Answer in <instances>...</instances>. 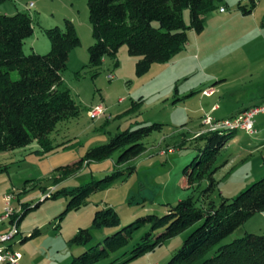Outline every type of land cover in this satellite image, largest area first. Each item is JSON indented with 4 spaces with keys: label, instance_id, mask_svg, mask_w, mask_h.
<instances>
[{
    "label": "rangeland",
    "instance_id": "obj_1",
    "mask_svg": "<svg viewBox=\"0 0 264 264\" xmlns=\"http://www.w3.org/2000/svg\"><path fill=\"white\" fill-rule=\"evenodd\" d=\"M29 2L32 7H28ZM238 2L245 7L250 3L217 1L216 9L203 16L200 33L187 29V43L182 50L167 62L153 63L140 76L135 73L137 58L127 53L125 45L114 57L105 56L99 67L86 66L87 48L93 43L86 0L0 3V12H26L31 17L33 30L24 40L25 53H47L50 41L45 30L53 26L63 29L64 19L72 22L80 41L69 52L61 79L80 113L59 122L51 132L52 143L59 145L42 155L34 151L38 146L35 142L0 152V215L6 193L15 197L12 206L19 209L13 218L27 209L18 224L19 234L13 239L14 249L20 254L19 264H68L137 217L162 215L168 206L189 195L200 196L201 190L208 187V179H191V184L186 180L192 172V161L203 146L194 137L209 132L202 123L203 115L224 119L249 105L255 88L264 91V0H256L250 14H243ZM218 7L225 13L221 14ZM182 18L188 25V9H183ZM203 88L210 89L207 96L201 93ZM95 105L105 108L104 114L88 118L86 111ZM213 105L219 110L212 111ZM254 121L256 133L232 131L217 151L212 165L216 167L215 183L208 193L216 204L222 197L236 196L264 176V115H257ZM152 123L162 124L161 130L142 139L145 150L133 159L116 165L115 151L109 159L82 167L66 179L55 172L56 167L77 162L87 148L107 143L115 133ZM116 170L123 174L108 188L86 196L85 203L77 209L63 213L69 198L62 193L43 200L57 188L72 189ZM108 206L120 218L118 227L91 230L92 240L86 245L70 242L79 228L91 226L95 209ZM193 227L153 251L128 259L131 247L148 230L144 226L131 234L127 245L111 258H116V262L127 259L124 264H166ZM3 228L0 225V231ZM263 232L264 210L250 216L219 244L246 233ZM22 238L25 240L19 243Z\"/></svg>",
    "mask_w": 264,
    "mask_h": 264
},
{
    "label": "trees",
    "instance_id": "obj_2",
    "mask_svg": "<svg viewBox=\"0 0 264 264\" xmlns=\"http://www.w3.org/2000/svg\"><path fill=\"white\" fill-rule=\"evenodd\" d=\"M5 1L0 0V3ZM217 1L86 0L93 39L87 48L86 66L99 67L105 56L114 57L119 47L125 45L127 53L137 58L135 73L140 76L153 63L167 62L182 50L187 43V29L200 33L203 16L216 9ZM248 1L247 7L238 2L243 14H250L256 4V0ZM184 8L189 10L188 25L183 23ZM72 26L70 20L64 19L63 29L53 26L45 30L50 41L47 53H25L24 40L33 30L31 17L26 12L10 15L0 12V152L35 142L37 154L50 153L59 145H54L49 137L56 125L79 115V106L69 90L62 87L61 80L69 52L80 44ZM161 127L162 124L152 123L123 129L111 136L107 143L87 148L77 162L56 167L55 172L66 179L82 167L109 159L115 151H118L115 164L121 165L142 153L145 150L142 139ZM230 132H203L194 137V140L203 142V146L193 159L192 172L186 180L188 184L191 179L209 180L200 196L189 195L168 206L162 215L137 217L106 235L101 242L86 248L68 264H124L127 259L116 262L111 255L124 248L131 234L144 226H148V230L131 247L132 254L128 259L153 251L156 246L194 226L166 264H264V232L246 233L229 243L219 244L250 216L264 210V176L236 196L222 197L217 204L208 198L215 183L216 167L212 165ZM121 174V170H116L72 189L57 188L43 200L59 193L67 195L65 213L83 205L86 196L92 192L108 188ZM38 204L40 202L33 208ZM25 212L27 209L19 212L17 226ZM119 221L118 214L111 207L95 209L91 226L79 228L70 242L86 245L92 240L91 230L116 228Z\"/></svg>",
    "mask_w": 264,
    "mask_h": 264
},
{
    "label": "built area",
    "instance_id": "obj_3",
    "mask_svg": "<svg viewBox=\"0 0 264 264\" xmlns=\"http://www.w3.org/2000/svg\"><path fill=\"white\" fill-rule=\"evenodd\" d=\"M242 1L246 3L248 0ZM32 6L33 3L30 2L28 7ZM219 11L222 12L223 9L220 8ZM112 77V75H108L107 78L112 79ZM209 90L210 89H205L202 93L207 95L206 93ZM104 111L105 108L101 105H95L86 111V116L93 119L104 114ZM259 114L264 115V101L244 108L235 115L224 119H214L211 116L203 115L202 123L207 127L206 130L209 132H225L241 129L247 134H254L257 132L253 125V123H255L254 118ZM13 199H15V197L11 193H6L1 200L4 204V211L0 215V225L4 228L0 231V264H19L20 260V254L14 249L15 241L13 240L19 234L17 218L12 217L15 214L14 212L19 211V209L17 208L16 210L12 206ZM10 219L13 220L11 221Z\"/></svg>",
    "mask_w": 264,
    "mask_h": 264
},
{
    "label": "crops",
    "instance_id": "obj_4",
    "mask_svg": "<svg viewBox=\"0 0 264 264\" xmlns=\"http://www.w3.org/2000/svg\"><path fill=\"white\" fill-rule=\"evenodd\" d=\"M29 3H30V2H29ZM219 12H220V11H219ZM3 13L8 14L7 12H3ZM220 13H221V14H224L225 11H222V12H220ZM204 89H206V88H203L202 91H203ZM255 89H256L255 92H252V93H251V96H250L251 99H253V97H254L255 100L253 99V100H251V102H250L249 105H247V106H242L241 108H238L237 111L235 110L234 112H231V114H230L228 117L235 115L238 111H240V110H242V109H244V108H247V107H250V106H253V105L259 104V103H261V102L264 101V91H260L259 88H258V89L255 88ZM201 93H202V92H201ZM204 96H207V95H204ZM213 107H214V108H213ZM211 110H212V111H218V110H219V107H218L217 105H213L212 108H211ZM228 117H226V118H228ZM19 243H21V241H19Z\"/></svg>",
    "mask_w": 264,
    "mask_h": 264
}]
</instances>
